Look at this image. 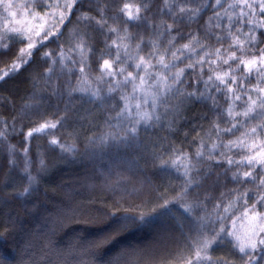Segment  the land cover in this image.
<instances>
[{
  "label": "trees",
  "instance_id": "1",
  "mask_svg": "<svg viewBox=\"0 0 264 264\" xmlns=\"http://www.w3.org/2000/svg\"><path fill=\"white\" fill-rule=\"evenodd\" d=\"M205 2L206 0H194L195 4L202 5ZM210 2L214 3V0ZM13 3L28 4L30 0H13ZM124 3L133 6L131 10L134 15L135 7L139 6L141 19L128 21L126 14H118V9ZM163 3L164 0H84V7L76 11L75 15L70 14L71 23L65 20L66 27L61 25L63 35L60 37V43L66 50L70 47L68 41L78 42L79 33L83 31L90 32L93 37L89 44L94 46L93 55L88 57L84 65V79L87 83L83 80L78 82L73 76L71 85L84 88L91 86L100 89L101 94L106 93L110 98L104 99L98 106L91 102L85 103L87 97H81L78 93L69 95L67 92L65 72L68 69H78L79 64L73 65L66 59V68L63 71L57 63L50 75H42L43 70L48 67V60L42 53L56 49L57 45L54 42L45 41L46 47L40 48L39 53L33 50L31 63L23 64L19 72H11L10 76L0 80V131H3V122H7L6 141L4 137H0V233L6 237V242L0 240V258H6L10 264H20L21 261L23 264H108L109 261L111 264H181L182 260L193 258L196 247L190 244V241L195 239L196 234L181 235L186 233L187 229L178 222V219H182V210L177 207H173L167 215L156 218L153 224L139 227L123 221L121 219L123 212H118L115 217L106 215V211L115 206L116 201H120V207L127 209L129 214L141 212L148 214L157 204L162 203L158 197L165 191L167 192L165 198L176 196L182 182L180 171L175 168L161 171L153 167L151 154L157 150V145L163 147L171 142L173 150L182 149L183 153L187 154L188 160L184 163H190L196 169H200L197 179L201 181V186L190 192L188 199L191 200L195 194H199L201 199L208 197L205 203L209 213L213 211V202L221 199V193H224L227 201H231L236 208H239L240 201L234 200L235 194H229L228 190L238 189L242 192L255 187L251 182L240 184L231 179L232 173H238L242 179V173L248 171L244 162L227 166L228 176L220 177L221 185L210 186L215 175L224 171L208 161L210 146L214 142L219 145L221 140L227 142L238 138L245 143H251L253 138L241 137V132L247 127L254 126L258 121L253 120L245 124L244 128L233 135H224L222 131L218 132L213 127V124H216L223 130L230 126L226 118L227 104L224 97L215 92L216 86L211 82L207 85L208 91L204 92V98H199V93L206 87L204 81L207 80L210 68L212 74L225 71L220 59L226 58L225 50L235 51L237 56L243 55L244 59H250L252 55L259 57L260 53L252 50L247 42L243 54L237 48L230 47L232 41L228 37L226 27L219 32L222 37L220 43L216 42L215 35L212 39H205L206 32L215 34L217 31L215 24L218 21L214 17L208 24L205 23L211 12H204L201 17L195 19L185 17L174 20L167 9L158 11L163 8ZM225 4H228V1ZM145 5L150 9L147 13H145ZM97 9L104 10L103 17L98 14ZM17 11L16 19L20 22L13 26L27 35H30L26 29L27 22L36 23L41 20L40 17H43L51 24L52 17L45 16L44 9H34L27 14L23 10ZM2 12L0 8V14ZM81 12L94 19L78 20L77 17ZM98 20L106 21L103 27L95 23ZM161 21L171 24L174 29L179 28L184 33L193 32L195 37L186 36L184 39L173 40L175 31L168 30ZM226 24L225 19L224 25ZM113 28L117 29L115 33L109 31ZM243 31L246 32L247 29ZM232 35H238L241 40L245 39L243 34L235 29L232 30ZM141 36L143 42L140 40ZM20 38L13 36L0 39V74L9 72L14 60L22 63L20 56H23L24 61L29 60L27 55L19 53V49L26 48L27 43V41L18 43ZM170 40L171 44H169ZM113 41L120 46L119 54L123 60H126L125 45H127V54L135 55L136 45L140 43L139 56H144L153 64L156 63L157 58L150 57V51L164 55L165 63L172 60L171 52L175 51L176 56L183 62L178 63L171 71L182 68L186 73L184 83L180 86L181 94L196 91L197 97L185 98L183 103L179 102L178 96L169 97L166 107H171V111H168L167 115H161L160 122L150 124L147 130L141 128L134 145V152L132 149L127 151L121 149L119 152L111 150L105 154L97 152L94 155L91 149L99 144L100 138L109 132L117 131L109 126L108 118L113 117L114 113L111 111L106 113L105 110L115 106L120 96H132L131 83L116 87L107 79L99 83L94 79L101 75L96 63L101 51L104 54L103 58L110 61L116 55V50L110 47ZM185 43L189 44V49H182ZM4 44L12 47V53L5 54ZM204 44L210 47L202 52L200 49ZM215 48H220L221 52L215 53ZM192 49L195 51H191ZM69 55L73 60L79 59L78 55L66 51V56ZM201 56L204 57L203 65L200 64ZM212 61L215 64H212ZM132 63L133 61H126L119 67H125L135 75L134 69L129 66ZM188 64L194 66V72L186 68ZM113 66L117 67L115 64ZM231 67L235 69L236 65L231 64ZM201 68H203V74L199 77L201 82L194 88L190 85L198 78ZM153 71H163V69L156 68ZM231 74L239 78L243 75L242 67ZM115 80L121 81L122 78L117 76ZM244 83L255 85L257 83L255 73L250 80L245 79ZM110 84L116 87V90L107 93ZM232 87L235 89L236 85ZM33 94H35L34 98ZM209 94L215 97L216 105H213L208 98ZM250 94L255 98L254 93ZM235 111L239 112L240 108L236 107ZM21 113L28 115L21 117ZM65 116L68 118L63 119ZM221 116L225 118L221 119ZM40 123L56 124L57 127L46 129L30 137L25 135L29 128L38 127ZM116 123V120H111V124ZM53 138L63 143L66 148L74 147L75 151L70 154L62 153L60 149L49 144ZM255 139L260 141L264 140V137ZM25 148L32 174L36 175L37 169L43 168L39 181L40 190L32 196L21 194L27 183L26 174L22 171L26 159L22 155ZM197 150L202 152L200 159L195 156ZM247 154L249 152L243 149L219 148L216 158L223 159L226 155L233 161H240L241 156ZM169 156L170 153H166L163 158L168 159ZM176 156L182 157V153L176 152ZM116 158L125 161L130 158L135 159L136 176H131L122 170H117L120 172L119 175L115 173L108 175L109 162ZM172 158L175 159L174 156ZM41 160L44 162L43 165L40 164ZM101 172L105 173L107 182L95 178ZM121 178H123L122 182ZM75 179L80 180L79 184H72V188L80 193L76 196V200L86 205V210H82L75 217L65 219L62 224L56 223L54 218L49 219L45 212L35 211L32 201L36 196L45 199L52 208L59 207L65 194L71 190L62 187V184ZM248 203L251 204L252 201L249 200ZM232 213L236 215L235 223L247 221L236 212L235 208L230 215ZM117 221L120 224L128 223L127 228L121 229L114 240L100 249L90 250L89 242L112 233L119 227ZM231 226L229 224V227ZM216 247L217 245L207 254L213 260L218 257L238 259V254L218 255Z\"/></svg>",
  "mask_w": 264,
  "mask_h": 264
},
{
  "label": "snow or ice",
  "instance_id": "2",
  "mask_svg": "<svg viewBox=\"0 0 264 264\" xmlns=\"http://www.w3.org/2000/svg\"><path fill=\"white\" fill-rule=\"evenodd\" d=\"M83 7L84 0H30L28 4H14L13 0H0V8L3 10L2 14H0V39L13 36L21 37L18 43H25V41L27 43L26 48L19 49V53L29 57V60L24 61L23 56H20L19 59L22 63L14 60L10 66V71L0 74V80H4L10 76L11 72H19L23 64L31 63L33 50L39 53L40 48L46 47L45 41L48 43L54 42L57 45L56 49L42 53L48 60V67L43 70L42 75H50L57 63H59L63 71L66 68L65 60L67 59L73 65H80L78 69H68L65 72L67 77V92L69 95L78 93L81 97H87L85 103L91 102L97 106L103 103L104 99H109L110 97L106 93L101 94L100 89L91 86L84 88L79 86L73 87L71 85L73 76L76 77L78 82L83 80L84 83H87V80L84 79V65L87 63L88 57L93 55L94 46H89L93 37L90 32L83 31L79 33L78 42L68 41L70 47L66 50L63 44L60 43V37L63 35L61 25L66 27L65 20L71 23L70 14L75 15L76 11ZM144 7L145 13L150 11L147 5ZM132 8V5L124 3L118 9V14H126L128 21H138L141 19L140 7H135V15L131 10ZM34 9H44V15L52 17L51 27L44 29L43 25H41L38 30H33L36 37L35 40L32 35H27L21 29L13 26L20 22L16 19L18 16L17 10H23L27 14ZM163 9H167L170 17L174 20L185 17L195 19L201 17L204 12H211V16L208 17L205 23L208 24L214 17L218 21L215 24L217 31L215 34L206 32L205 39H212L213 35H215L216 42L220 43L222 37L219 35V32L223 31L224 27H226L228 37L232 41L230 47L237 48L243 54L245 43L247 42V45L252 50L260 53L259 57L252 55L250 59H244L243 55L237 56L235 51L229 52L225 50L224 55L226 58H220L222 65L225 67V71L212 74L210 68L208 70L209 75L207 80L204 81L206 87L204 91L199 93V98H204V92L208 91L207 85L211 82L216 86L215 92L224 97L225 103L227 104L226 118L230 126L221 130L218 125L213 124V127L218 132L222 131L224 135H233L235 132L240 131L241 128H244L245 124H249L253 120L258 121L254 126L247 127L241 132V137L253 138L251 143H245L242 139L238 138L236 140H228L227 142L221 140L219 145L214 142L210 146V155L207 157L208 161L214 163L216 167L224 169V171L215 175V179L210 186L218 187L221 185L220 177L228 176L227 166L238 165L240 162H244L248 171L242 173V179L238 173H232L231 179L233 182H239L240 184L251 182L255 187L242 192L238 189L228 190L229 194H235L233 196L234 200L240 201L239 208H236V205L231 201H227L224 198V193H221V199L213 202V211L209 213L205 203V200L209 199L208 197L201 199L199 194H195L191 200L188 199L189 193L194 192L196 188L201 186V181L197 179L200 169H196L190 163H184V161L188 160L187 154L183 153L182 149L173 150L172 144L169 142L168 145H164L163 147L157 145V150L151 154V159L153 167L158 170L164 171L175 168L177 171H180L182 182L179 185V191L176 192V196L165 198L167 196V192L165 191L163 195L158 197L162 203L157 204L148 214L142 212L129 214L127 209L120 207V201H116L115 206L106 211V215L108 217H115L118 212H123V216L121 217L123 221L139 227L140 225L153 224L156 218L167 215L172 211L173 207H177L182 210V219H178V222L187 229V232L181 233V235L189 236L193 233L196 234L195 239L190 241V244L196 247L195 256L187 260H182L181 264H205V261L206 264H264V140L257 141L255 139L257 137H264V86H262L264 85V0H234L233 3L228 4L222 3V0H214V3L206 0L202 5L195 4L194 0H176V2L164 0L163 8L158 9V11L162 12ZM97 11L103 17L104 10L97 9ZM40 18L43 19V17ZM77 19L92 21L94 18L81 12V15ZM225 19L227 21L226 25H224ZM95 23L103 27L106 21L98 20ZM161 23L168 30L175 31L176 35L173 37V40L184 39L186 36L189 38L195 37V33L193 32L184 33L179 28L174 29L171 24H167L165 21H161ZM245 28L247 29L246 32L243 31ZM233 29L243 34L245 39H239L238 35L233 36ZM109 31L115 33L117 29L113 28L109 29ZM125 32H127L126 28ZM140 40L143 42L142 36ZM171 43L172 41L170 40L169 44ZM110 47L116 50V55L110 61L109 59L103 58L104 54L101 51V55L96 58L98 71L101 75L94 77V79L98 83L101 80L107 79L113 82L116 87H119L121 84L126 86L128 83H131L132 93L134 94L131 99L136 100V103L133 106L130 103L129 97L120 96L115 106L105 110L106 113L109 111L114 113L113 117L108 118L109 126L117 129V131L109 132L100 138L99 144L91 149L94 155L97 152L105 154L111 150L119 152L121 149L125 151L132 149L134 152V145L140 135L141 128L147 130L150 124L160 122L161 115H167L168 111H171V107H166L169 97L178 96L180 103H183L185 98L192 99L197 97L196 91L181 94L180 86L184 83L186 73L185 69L182 68H177L174 72L171 71V69L176 68L178 63L183 62L176 56L175 51L171 52L172 60L169 63H165L164 55H157L156 51H150L149 56L157 58L156 63L153 64L150 60H146L144 56H139V50H141L140 43L136 45L137 52L135 55H128L127 45L124 46L126 60L121 58L119 54L120 46L115 41L112 42ZM209 47L208 44H204L200 50L203 52ZM3 48L5 54H10L13 51L9 44H4ZM182 49H189V44H183ZM66 51L78 55L79 59L73 60L70 55L66 56ZM191 51L195 50L192 49ZM214 51L219 54L221 49L215 48ZM53 52H55V55H53ZM126 61H133L129 66L134 69L135 75L133 72L127 71L125 67H119V65ZM229 61H231V64L236 65L235 69H232ZM211 63L215 64L214 61ZM113 64L117 65V67H114ZM200 64H204L203 56L200 58ZM241 67L243 69V75L239 78L231 74L233 71L240 70ZM156 68L163 69V71H153ZM186 68L190 71H195L192 64L186 65ZM253 73H255L257 83L255 85H251L250 83L245 84L244 80H250ZM202 74L203 68H201L198 78L194 79L190 86L194 88L198 86L201 82L199 77ZM117 76H120L122 80L116 81L115 77ZM137 80L139 81L138 83ZM233 85H236L235 89L232 87ZM116 87L110 84L107 88V93L114 92ZM250 93H254L255 98ZM34 96L35 94H33V98ZM208 98L213 105L217 104L215 97L211 96V94H209ZM236 107L240 108L239 112L235 111ZM117 109L119 110L117 111ZM24 115L28 114L21 113V117ZM67 118V116L63 117V119ZM220 118L224 119L225 117L221 116ZM113 119L117 121L116 124H111V120ZM3 124L4 127L3 131H0V137H4L6 141L7 122H3ZM56 127V124L40 123L38 127L29 128L25 135L30 137L33 134H38L46 129H55ZM49 144L60 149L62 153L70 154L75 151L74 147L66 148L56 138L51 139ZM219 148H238L248 151L249 154L241 156L240 161H233V159L226 155L223 159H217L216 153H218ZM176 152H181L182 157L176 156ZM166 153H170L168 159L163 158ZM22 155L26 157L22 171L26 174L27 183L23 187L21 194L32 196L33 193L40 190L39 181L43 168H38L37 174L33 175L30 170V161L27 159V148H25ZM173 156L175 159L172 158ZM195 156L197 159L202 158V152L197 150ZM136 163L137 161L132 158L126 161L119 158L111 159L107 169L108 175L113 173L119 175L120 172L117 170H122L128 172L131 176H136ZM40 164H44L43 160L40 161ZM95 178L107 182V177L104 172H101ZM122 181L123 178H121ZM79 183L80 180L75 179L72 182L62 184V187L70 188L71 190L65 194L60 202V206L56 208H52L45 199L36 196L32 201L35 211L37 213H47L49 219L54 218V221L60 224L65 219L75 217L82 210H86L87 207L76 200V196L80 193L72 188V184ZM249 200L252 201L251 204L248 203ZM234 208L236 212H239L242 217L246 218L249 224L248 230L243 236L238 235L234 230L236 215L235 213L230 215V212ZM117 223L119 227L112 233H107L97 240L90 241L88 245L89 249H100L103 245L114 240L119 235L121 229L127 228L128 226V223L120 224L119 221ZM229 224L232 225L231 228ZM0 240H5L6 242V237L2 233H0ZM218 244L227 247L229 253H238V259L230 260L226 257H218L213 260L207 254ZM202 253L204 254L203 256ZM0 264H10V262L6 258H0ZM20 264H23V262L21 261ZM108 264H111V262L109 261Z\"/></svg>",
  "mask_w": 264,
  "mask_h": 264
},
{
  "label": "rangeland",
  "instance_id": "3",
  "mask_svg": "<svg viewBox=\"0 0 264 264\" xmlns=\"http://www.w3.org/2000/svg\"><path fill=\"white\" fill-rule=\"evenodd\" d=\"M227 1H228V3H233L234 2V0H222V3L225 4ZM41 25H43L44 29H47V28L51 27V24L48 22V20L46 18L38 20L36 23L27 22V24H26V29H27L28 33L33 36L34 40L36 39V37L34 35L33 30L34 29L38 30ZM41 34H43V33H41ZM133 95L134 94L132 93V96ZM131 97H129L130 98V103L134 106L135 103H136V100L131 99ZM248 227H249L248 221H238V222L235 223L234 230L237 232L238 235L243 236L246 233V231L248 230ZM215 249H216L217 254L220 255V256H223V255L233 256V255L238 254L236 252L229 253L228 248L225 247L224 245H219L218 244Z\"/></svg>",
  "mask_w": 264,
  "mask_h": 264
}]
</instances>
